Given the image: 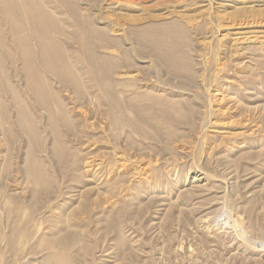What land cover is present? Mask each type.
I'll return each instance as SVG.
<instances>
[{
	"label": "rangeland",
	"instance_id": "1",
	"mask_svg": "<svg viewBox=\"0 0 264 264\" xmlns=\"http://www.w3.org/2000/svg\"><path fill=\"white\" fill-rule=\"evenodd\" d=\"M74 2L121 40L102 51L120 60L114 74L125 82L117 88L120 97L139 93L144 99L125 111L130 124L116 128L96 91L77 97L81 108L72 112L86 135L65 136L75 169L54 156L52 136L42 127L37 153L54 186L34 214L32 237L21 246L34 244L36 251L17 264H43L39 244L45 240L69 243L74 264L87 257L91 264H264V0ZM159 22L186 30L187 37H175L187 70L173 71L131 34ZM246 31L245 37L236 34ZM76 46L74 39L64 43ZM169 101L186 116L165 117ZM1 150L7 168L0 164V192L15 189L26 197L27 138L17 136ZM4 221L1 227L9 231Z\"/></svg>",
	"mask_w": 264,
	"mask_h": 264
},
{
	"label": "bare ground",
	"instance_id": "2",
	"mask_svg": "<svg viewBox=\"0 0 264 264\" xmlns=\"http://www.w3.org/2000/svg\"><path fill=\"white\" fill-rule=\"evenodd\" d=\"M240 25L243 26L242 23ZM106 27L97 26L92 14L80 13L74 0H0V148L5 147L0 150L7 151L12 147L17 136L27 138L25 176L31 187L26 197H22L24 191L19 193L15 189L12 194H8L6 190L0 192V245L3 242V247L0 246V264H17L19 258L36 251L34 244L26 250H21V246L32 237L30 227L35 225L34 214L42 207V200L54 186L52 176L37 153L43 135L42 127H46L52 136L54 156L64 167L75 169L77 160L74 155V158L72 155L69 157L65 136L67 132L80 138L86 135L80 130V126H84L79 124L81 120L72 112L80 107L75 106L79 101L77 97H90L96 91L97 100L107 106V118L116 128H124L130 124L129 118L124 115L125 111L137 107L144 99V95L139 93L129 99L121 98L118 94L117 88L125 84L114 76L120 68V60L102 51L117 45L121 40L111 36L108 26ZM249 33L246 31L236 34L245 37ZM131 34L142 44L151 45L173 71L187 70V59L176 39L178 36H186V30L180 24L149 23L134 27ZM66 39H74L76 48L64 47ZM119 55L124 59L129 58L125 49H120ZM66 91L73 93L78 100L69 101L61 93ZM179 106L176 102L169 101L162 114L165 117L170 114L185 117V111ZM5 155L2 154L0 158L1 166L4 163V170L7 168ZM6 219L10 223L9 231L1 227ZM4 224L6 227V223ZM39 245H43L42 251L45 252L43 264L75 263L69 243L45 240ZM83 259L84 264H91L88 257Z\"/></svg>",
	"mask_w": 264,
	"mask_h": 264
}]
</instances>
